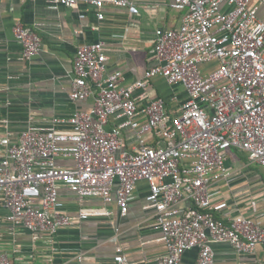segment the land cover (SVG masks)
Instances as JSON below:
<instances>
[{
	"label": "built area",
	"instance_id": "1",
	"mask_svg": "<svg viewBox=\"0 0 264 264\" xmlns=\"http://www.w3.org/2000/svg\"><path fill=\"white\" fill-rule=\"evenodd\" d=\"M49 1L85 2L99 9L109 1L137 12L135 0ZM254 1L173 0V8L185 10L180 28L157 30V63L130 85L123 84L122 71L107 72L102 42L80 46L71 98L94 97L93 108L55 117L52 127H29L17 139L0 137V202L8 221L53 235L98 212L82 209L75 218L65 214L61 186L81 198L110 202L117 185L115 198L126 214L137 182L145 179L148 207L155 209L167 247L158 264H180L191 248L198 249L196 264H217L214 242H228L245 254L264 245V228L254 219L238 216L227 223L214 215L211 191L213 182L229 175L230 148L246 151L264 167V20L258 14L264 0ZM98 18H104L101 10ZM14 31L25 57L40 52L42 40L34 30L18 24ZM211 62L218 65L208 69ZM157 76L188 90L175 115L162 97L141 106ZM112 117L121 121L108 129ZM124 129L138 139L132 151L122 147ZM148 133L163 143L150 145ZM58 159H71L74 165H58ZM184 200L190 204L180 208ZM114 261L137 264L121 248ZM0 264L15 263L0 251ZM76 264L98 263L80 256Z\"/></svg>",
	"mask_w": 264,
	"mask_h": 264
},
{
	"label": "crops",
	"instance_id": "2",
	"mask_svg": "<svg viewBox=\"0 0 264 264\" xmlns=\"http://www.w3.org/2000/svg\"><path fill=\"white\" fill-rule=\"evenodd\" d=\"M172 1L135 0L137 12L132 13L109 1L99 9L85 2L67 6L49 0H0V137L17 139L29 127H52L55 117L93 108L94 97L71 98L74 59L84 44L103 43L107 72L122 71L124 85L142 79L157 63V30H176L182 24L185 10L173 8ZM99 10L104 13L103 19L98 18ZM258 14L264 20V4H259ZM18 24L41 37L40 52L32 58L24 56L15 35ZM217 65L211 62L206 67ZM147 92L141 106L162 97L171 115L177 114L188 98L184 85L169 83L162 76L150 80ZM120 121L112 117L107 128ZM145 138L153 146L163 143L151 133ZM122 142L123 149L129 151L138 145L131 129L123 130ZM57 164L73 166L74 162L58 159ZM225 164L229 175L211 184L214 215L227 223L238 216L249 217L264 228V167L236 148L227 151ZM116 188L114 199L108 202L98 197L81 198L61 186L65 214L75 218L82 209L98 212L61 227L53 235L35 234L9 222V212L0 202V251L8 252L15 264H76L80 256L87 262L115 264L114 257L121 248L137 264H158L167 247L155 209L148 207V181L137 182L126 214L117 204ZM189 204L184 200L179 206ZM212 245L217 264H264V245L252 254L240 253L228 242ZM197 259L198 249L191 248L180 264H196Z\"/></svg>",
	"mask_w": 264,
	"mask_h": 264
}]
</instances>
